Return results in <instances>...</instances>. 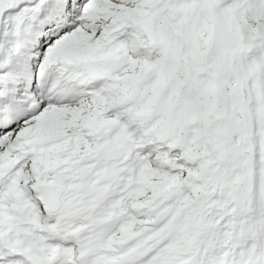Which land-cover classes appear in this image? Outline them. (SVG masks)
<instances>
[{
	"label": "snow or ice",
	"instance_id": "6c2138e0",
	"mask_svg": "<svg viewBox=\"0 0 264 264\" xmlns=\"http://www.w3.org/2000/svg\"><path fill=\"white\" fill-rule=\"evenodd\" d=\"M0 264H264V0H0Z\"/></svg>",
	"mask_w": 264,
	"mask_h": 264
}]
</instances>
